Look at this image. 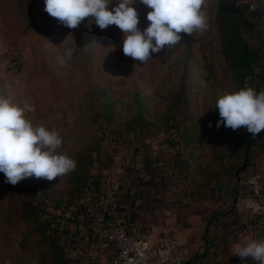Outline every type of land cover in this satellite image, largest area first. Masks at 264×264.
I'll return each instance as SVG.
<instances>
[{"label":"rangeland","instance_id":"obj_1","mask_svg":"<svg viewBox=\"0 0 264 264\" xmlns=\"http://www.w3.org/2000/svg\"><path fill=\"white\" fill-rule=\"evenodd\" d=\"M219 1L207 0L206 31L181 33L178 45L143 63L123 53L115 25L101 30L85 18L71 29L44 11V0H0V96L26 104L34 124L55 128L63 137L59 151L77 162L52 181L33 176L12 185L0 172V264L51 263L34 227L46 219L62 224L77 210V185L90 169L113 177L131 159L151 157L160 135L178 131L194 133L200 145L206 135L222 136L229 150L228 135H235L234 145L245 138L244 126L216 127L218 98L244 87L223 51ZM134 7L143 30L150 9L139 0ZM233 14L251 17L246 9ZM258 38L253 32L249 43L258 45ZM69 51L60 64L57 56Z\"/></svg>","mask_w":264,"mask_h":264},{"label":"crops","instance_id":"obj_2","mask_svg":"<svg viewBox=\"0 0 264 264\" xmlns=\"http://www.w3.org/2000/svg\"><path fill=\"white\" fill-rule=\"evenodd\" d=\"M160 137L156 149L150 146L155 153L146 161L131 159L113 177L102 173L103 213L112 204L116 207L112 220L128 223V216L135 215L134 224L128 223L126 229L150 242L163 231L170 232L184 246V264H222L237 257V246L264 238V230L239 234L235 213L236 201L248 191L246 179L254 171L264 174V147L248 155L238 150V141L234 145L235 135L227 136L232 150L219 135H206L202 145L189 132ZM79 229L85 232L82 226ZM99 230L97 225L82 264H111L110 251L98 247Z\"/></svg>","mask_w":264,"mask_h":264},{"label":"clouds","instance_id":"obj_3","mask_svg":"<svg viewBox=\"0 0 264 264\" xmlns=\"http://www.w3.org/2000/svg\"><path fill=\"white\" fill-rule=\"evenodd\" d=\"M136 2L44 0V11L71 29L85 18H90L101 30L117 26L123 33V53L143 63L151 59L152 53L178 45L181 33L192 35L209 27L207 0H139L150 9L146 16L150 23L143 30L138 27ZM71 55L70 51L61 53L57 59L64 64ZM27 107L0 96V172L5 175V183L16 185L33 176L52 181L73 172L76 160L59 151L63 137L55 128L34 124L26 118ZM216 109L220 116L217 128L223 124L235 131L244 126L252 137L264 130V90L257 92L247 82L243 88L218 98ZM236 256L245 264L247 258L264 264V238L237 246Z\"/></svg>","mask_w":264,"mask_h":264},{"label":"trees","instance_id":"obj_4","mask_svg":"<svg viewBox=\"0 0 264 264\" xmlns=\"http://www.w3.org/2000/svg\"><path fill=\"white\" fill-rule=\"evenodd\" d=\"M240 1L237 0L236 5L235 0L218 2L217 20L222 31L223 51L230 56L238 83L245 86L247 82L259 92L264 90V37L262 36L264 34L261 35L262 30L264 33V0H257L256 10H249L250 18L236 17L233 14L235 10H248V7ZM255 16L257 19H254ZM255 31L259 34L258 45L255 43L252 45L248 40V36L250 37ZM245 135L244 139L237 137L240 147L238 150L242 149L250 155L264 147V130L256 137H252L246 128ZM144 160L146 161V157ZM104 187L102 173L90 169L77 185L81 201L77 204V210L71 212V216H63L62 224H53L49 219L37 222L34 230L40 233L49 246L47 253L51 256L50 264H82L96 233L94 228L98 225L97 217L104 212V204L101 201ZM106 207L116 210L112 204ZM80 226L85 229L84 233L80 231Z\"/></svg>","mask_w":264,"mask_h":264},{"label":"built area","instance_id":"obj_5","mask_svg":"<svg viewBox=\"0 0 264 264\" xmlns=\"http://www.w3.org/2000/svg\"><path fill=\"white\" fill-rule=\"evenodd\" d=\"M248 10L257 9V0H241ZM247 194L235 203L238 232L243 236L254 234L264 228V174L252 172L246 179ZM115 215L116 210L109 209ZM80 217H82L80 215ZM117 218V217H116ZM100 227L98 247L112 254L111 264H184L183 244L176 236L163 231L157 241L150 242L139 232L126 229V222L112 220L103 223V214L97 217Z\"/></svg>","mask_w":264,"mask_h":264},{"label":"water","instance_id":"obj_6","mask_svg":"<svg viewBox=\"0 0 264 264\" xmlns=\"http://www.w3.org/2000/svg\"><path fill=\"white\" fill-rule=\"evenodd\" d=\"M111 218H112L111 213H109V212L103 213V223L105 225H109L111 223ZM134 222H135V215H133V214L129 215L128 216V223L134 224ZM238 261H242V260L237 256V257H234V258H232V259H230L227 262H224L222 264H231V263L238 262ZM247 263L256 264V262L251 258H247Z\"/></svg>","mask_w":264,"mask_h":264}]
</instances>
